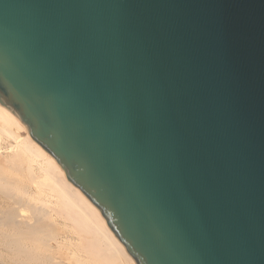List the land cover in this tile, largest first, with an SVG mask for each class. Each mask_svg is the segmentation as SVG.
<instances>
[{
  "label": "water",
  "instance_id": "water-1",
  "mask_svg": "<svg viewBox=\"0 0 264 264\" xmlns=\"http://www.w3.org/2000/svg\"><path fill=\"white\" fill-rule=\"evenodd\" d=\"M0 105L137 264H264V0H0Z\"/></svg>",
  "mask_w": 264,
  "mask_h": 264
},
{
  "label": "bare ground",
  "instance_id": "bare-ground-1",
  "mask_svg": "<svg viewBox=\"0 0 264 264\" xmlns=\"http://www.w3.org/2000/svg\"><path fill=\"white\" fill-rule=\"evenodd\" d=\"M0 264H137L99 208L1 105Z\"/></svg>",
  "mask_w": 264,
  "mask_h": 264
}]
</instances>
